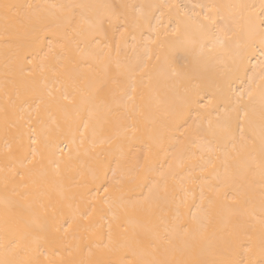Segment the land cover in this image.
Instances as JSON below:
<instances>
[{
    "label": "bare ground",
    "instance_id": "6f19581e",
    "mask_svg": "<svg viewBox=\"0 0 264 264\" xmlns=\"http://www.w3.org/2000/svg\"><path fill=\"white\" fill-rule=\"evenodd\" d=\"M153 261L264 264V0H0V264Z\"/></svg>",
    "mask_w": 264,
    "mask_h": 264
},
{
    "label": "snow or ice",
    "instance_id": "6c2138e0",
    "mask_svg": "<svg viewBox=\"0 0 264 264\" xmlns=\"http://www.w3.org/2000/svg\"><path fill=\"white\" fill-rule=\"evenodd\" d=\"M5 7L8 8V7H11V6H9V5H5ZM199 7L203 8V7H205V6L200 5ZM205 18L207 19V16H206ZM65 98L67 99V97H65ZM104 103H105V101H104L103 99H101V100H100V104H104ZM209 104H211V100L209 101ZM85 127H87V125H85ZM31 142H32L33 145H35V144L38 143V141H37L36 139H32ZM32 152H33V155L35 156V154H36V149L33 148V149H32ZM105 191H107V189H105ZM85 219H87V217H85ZM150 264H165V262L153 261V262H150ZM226 264H239V262H238V261H231V262H226Z\"/></svg>",
    "mask_w": 264,
    "mask_h": 264
}]
</instances>
